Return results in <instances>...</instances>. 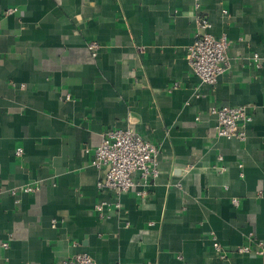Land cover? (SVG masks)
<instances>
[{
    "label": "crops",
    "instance_id": "0c3cea01",
    "mask_svg": "<svg viewBox=\"0 0 264 264\" xmlns=\"http://www.w3.org/2000/svg\"><path fill=\"white\" fill-rule=\"evenodd\" d=\"M197 1L0 0V264H264L237 252L264 245V0ZM197 15L228 41L214 85L186 59ZM237 106L245 140L218 137L209 111ZM127 126L159 176L117 197L91 161Z\"/></svg>",
    "mask_w": 264,
    "mask_h": 264
},
{
    "label": "built area",
    "instance_id": "2783aa9c",
    "mask_svg": "<svg viewBox=\"0 0 264 264\" xmlns=\"http://www.w3.org/2000/svg\"><path fill=\"white\" fill-rule=\"evenodd\" d=\"M195 8L199 3L195 0ZM14 9H7L5 14L10 15ZM195 30L193 41L187 47L186 59L190 68L201 83L214 85L217 78L225 72L227 66L228 41L225 36L216 37L211 34L210 21L206 17L197 15L195 17ZM88 49L93 57H96L98 45L95 41L88 44ZM253 60L257 64L260 58L253 54ZM69 100V97H65ZM209 113L216 117V134L218 137L240 141L245 140V128L252 121L249 108L237 107H215ZM21 149H17L15 155L20 156ZM158 148L143 139L130 126L124 129H111L101 135L100 143L95 148L91 166L99 173L104 167H108L102 179L97 182L99 190H108L117 197L134 191L138 185L149 186L159 176V164L156 159ZM36 186L28 185L23 192L33 193L37 191ZM15 195V192H12ZM144 193H138V195ZM236 205L237 201H233ZM106 203H99L95 208L98 217L104 216ZM115 209L121 208L120 202H116ZM54 225V222H53ZM254 248H253V247ZM212 247L220 259L226 257L221 245L213 238ZM240 253H255L264 255V245L252 236L248 238V244L239 248ZM59 264H99L85 254H77L61 261Z\"/></svg>",
    "mask_w": 264,
    "mask_h": 264
}]
</instances>
